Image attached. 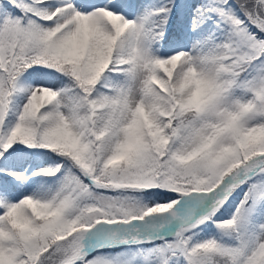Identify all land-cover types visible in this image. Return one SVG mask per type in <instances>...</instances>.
Returning a JSON list of instances; mask_svg holds the SVG:
<instances>
[{"label": "snow or ice", "instance_id": "6c2138e0", "mask_svg": "<svg viewBox=\"0 0 264 264\" xmlns=\"http://www.w3.org/2000/svg\"><path fill=\"white\" fill-rule=\"evenodd\" d=\"M0 264H264V0H0Z\"/></svg>", "mask_w": 264, "mask_h": 264}]
</instances>
